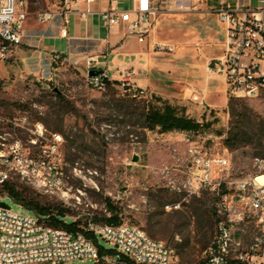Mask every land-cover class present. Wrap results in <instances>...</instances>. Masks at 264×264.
Wrapping results in <instances>:
<instances>
[{
	"label": "rangeland",
	"instance_id": "1",
	"mask_svg": "<svg viewBox=\"0 0 264 264\" xmlns=\"http://www.w3.org/2000/svg\"><path fill=\"white\" fill-rule=\"evenodd\" d=\"M59 2L29 0V18H37L42 8L56 9ZM11 76L0 78V149L3 143L20 140L28 154L38 157L55 136H61L62 141L57 155L49 158L56 169L28 176L13 173L7 181L10 185L28 199L67 208L65 220L69 223L73 222L69 216H80L83 224L88 213L96 218L110 217L106 204L110 199L118 207L120 221L137 224L151 237L175 248L184 264L208 258L218 235L215 194L204 190L186 200L172 190L171 180L180 178L177 170L186 162L188 133L167 135L147 130L142 112L151 98H134L128 87L116 80L105 90L89 87L86 61L74 58L57 64L52 61L41 73ZM236 103L241 115L228 107L218 122L195 137L209 150L228 149L233 180L248 176L254 158L264 155V93ZM231 131L239 133V141L229 148L225 141ZM56 178L61 181L60 188L53 185ZM2 190L0 186V203L27 211ZM179 203L181 206L175 207ZM246 228L243 246L249 250L261 232L254 221ZM99 242L112 246L103 238Z\"/></svg>",
	"mask_w": 264,
	"mask_h": 264
},
{
	"label": "built area",
	"instance_id": "2",
	"mask_svg": "<svg viewBox=\"0 0 264 264\" xmlns=\"http://www.w3.org/2000/svg\"><path fill=\"white\" fill-rule=\"evenodd\" d=\"M97 0H60L56 9H40L38 20L49 22L61 17L60 34L69 37L71 16H86L93 13ZM108 8L101 17L109 29L126 23L130 34L141 42L153 32L157 16L169 9L175 0H133L131 9L120 7V0H109ZM206 2L208 0H199ZM85 4V8H83ZM226 26V48L216 71L224 76L229 98L253 99L264 93V0L258 8L242 9L239 6L222 4L216 10ZM29 0H0V60L9 61L24 38L25 23L29 17ZM67 59L56 52L54 63ZM86 58V84L105 90L113 81L111 74ZM101 69L99 75H90V70ZM135 70L123 71L118 80L127 86L134 98H148L147 91L136 85ZM187 158L178 176L171 181L173 191L188 200L204 190L215 194L214 209L218 217V235L209 247L207 264H230L241 260L249 264H264V155L254 158L253 170L236 180L231 178L232 161L228 149H207L196 139L194 132H187ZM61 136H55L52 144L41 150L40 155L28 154L20 140L3 143L0 149V186L4 187L13 173L28 176L46 169H56L49 158L59 151ZM34 143H37L34 140ZM54 165V166H52ZM48 178V177H46ZM60 188L61 181L53 183ZM181 203L175 207H180ZM15 211L0 203V264H69L75 260L82 264H184L175 248L166 242L151 237L141 226L127 220L110 224L96 220L88 213L83 228L103 238L116 250L115 255H101L98 245L85 233H74L63 227H52L44 218L27 208ZM73 222L80 216H69ZM254 221L260 236L245 250L243 236L246 225ZM67 222V221H66ZM259 254H262L258 257Z\"/></svg>",
	"mask_w": 264,
	"mask_h": 264
},
{
	"label": "crops",
	"instance_id": "3",
	"mask_svg": "<svg viewBox=\"0 0 264 264\" xmlns=\"http://www.w3.org/2000/svg\"><path fill=\"white\" fill-rule=\"evenodd\" d=\"M128 2L131 5L124 8ZM222 4L254 9L261 6V0H175L157 16L144 42L130 34L126 23L114 29L106 26L101 11L109 7V0H97L94 12L85 17L73 14L67 38L60 34L61 17L45 23L28 17L22 44L9 61L0 60V78L41 73L52 65L56 52L69 60L93 58L116 81L123 71L135 70L134 82L147 91L149 99L161 97L198 120L206 115L208 120L219 121L230 101L226 80L216 71L227 37L216 12ZM133 6V0H120L123 9ZM173 133L185 134H162Z\"/></svg>",
	"mask_w": 264,
	"mask_h": 264
},
{
	"label": "trees",
	"instance_id": "4",
	"mask_svg": "<svg viewBox=\"0 0 264 264\" xmlns=\"http://www.w3.org/2000/svg\"><path fill=\"white\" fill-rule=\"evenodd\" d=\"M109 84V82H108ZM239 101L237 98H232L229 101V107L234 114L238 112L237 103ZM143 120L144 127L149 131H158L160 133H168L171 131H182V132H194L199 133L206 128L211 127L214 123L218 121L217 118L213 120H208L206 115L203 116L202 120H198L187 114L185 108H181L171 104L170 102L164 100L161 97H153L147 101V105L143 107ZM239 141V133L231 131L230 136L226 139L225 143L227 147L232 148ZM3 192L13 197L16 201L20 202L23 206L29 208L30 210L36 212L42 216L49 226L52 227H63L74 233H85L90 239H92L99 247L101 255H115L117 252L114 248H108L99 242L98 237L94 233L87 232L81 221L76 222H66L65 218L68 216L67 208L60 206H50L47 204H42L37 200L28 199L24 194L18 191L14 186L6 182L3 187ZM108 211L111 213L110 217L105 219L96 218L98 221H105L110 224L120 223L119 210L112 201L109 199L106 201ZM209 258L203 260L197 264H207ZM230 264H249L248 262L241 260H232Z\"/></svg>",
	"mask_w": 264,
	"mask_h": 264
},
{
	"label": "water",
	"instance_id": "5",
	"mask_svg": "<svg viewBox=\"0 0 264 264\" xmlns=\"http://www.w3.org/2000/svg\"><path fill=\"white\" fill-rule=\"evenodd\" d=\"M102 72H103V70H101V69H92V70H90V75H99ZM134 160L135 161H138L139 160V157L138 156H135L134 157ZM1 204L4 205V206H7V204L5 202H1Z\"/></svg>",
	"mask_w": 264,
	"mask_h": 264
}]
</instances>
